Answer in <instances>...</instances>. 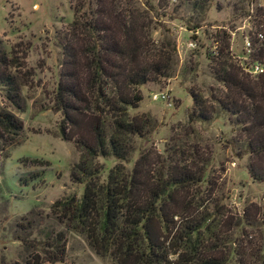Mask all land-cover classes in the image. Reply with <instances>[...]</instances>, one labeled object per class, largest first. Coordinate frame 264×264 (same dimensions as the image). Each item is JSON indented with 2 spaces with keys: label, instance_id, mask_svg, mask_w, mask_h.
<instances>
[{
  "label": "trees",
  "instance_id": "16d2710c",
  "mask_svg": "<svg viewBox=\"0 0 264 264\" xmlns=\"http://www.w3.org/2000/svg\"><path fill=\"white\" fill-rule=\"evenodd\" d=\"M152 10L146 0L141 6L134 0L71 1L51 110L61 115V139L78 151L68 177L82 190L78 199L63 197L49 210L110 264H230L227 241L218 236L221 212L214 204L208 211L210 200L203 193H189L204 182L205 158L198 148L180 144L153 157L143 151L128 170L123 164L134 138L145 137L151 128L147 114L127 113L141 99L137 86L173 72V44L150 37ZM217 41L208 54L222 90L209 100L188 90L187 122H204L217 112L232 116L248 155L247 175L264 183V41L251 52L262 67L252 76L229 61L227 41ZM15 55L13 49L8 55L0 49V89L20 112L19 84L10 71L21 66ZM21 129V120L0 108V149L17 144ZM96 157L115 160L103 181ZM64 243L61 231L45 235L35 245L41 253H29L25 264L61 262ZM235 263L249 264L242 257ZM250 264H264V246Z\"/></svg>",
  "mask_w": 264,
  "mask_h": 264
},
{
  "label": "rangeland",
  "instance_id": "374dc122",
  "mask_svg": "<svg viewBox=\"0 0 264 264\" xmlns=\"http://www.w3.org/2000/svg\"><path fill=\"white\" fill-rule=\"evenodd\" d=\"M71 1L0 0V49L7 55L13 49L19 57L20 68L10 71L23 101L19 112L6 103L0 89V108L22 123L19 142L0 149V264H25L29 253L40 250L35 245L57 231L65 238L64 256L52 264H110L49 210L63 197L78 199L82 190L81 183L68 177L78 151L71 141L61 139V115L51 110L60 37L72 17ZM134 1L140 6L143 2ZM146 1L153 9L148 12L153 22L150 37L153 42L173 44L174 66L170 77L157 76L137 86L141 99L127 113L147 114L151 128L145 137L134 138L123 164L128 170L143 151L153 157L180 144L198 148L205 158L204 182L189 193H203L210 200L208 211L214 204L221 212L216 216L221 223L218 236L227 241L229 263L242 257L250 264L264 246V183L247 175L248 155L232 116L217 112L207 121L188 123L186 115L191 104L188 90L206 100L222 90L208 54L218 45L217 38L227 41L229 61L252 76L243 67L250 66L252 50L264 41V0ZM155 92L166 93L167 99L151 100ZM95 160L102 165L99 180L103 181L115 160Z\"/></svg>",
  "mask_w": 264,
  "mask_h": 264
},
{
  "label": "built area",
  "instance_id": "2783aa9c",
  "mask_svg": "<svg viewBox=\"0 0 264 264\" xmlns=\"http://www.w3.org/2000/svg\"><path fill=\"white\" fill-rule=\"evenodd\" d=\"M258 36H260L259 34H257ZM245 46L247 47L246 49H248L249 43L247 41H245ZM214 48L211 50V54L214 53L215 51V47L216 45L214 44L213 46ZM243 69L247 72H249L250 74L254 75V74H258L262 71V67L261 64L257 61H253L251 62L250 66H245L243 67ZM150 99L151 100H161V101H165L167 99V95L164 92H155L152 93L150 95Z\"/></svg>",
  "mask_w": 264,
  "mask_h": 264
}]
</instances>
